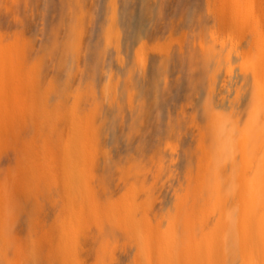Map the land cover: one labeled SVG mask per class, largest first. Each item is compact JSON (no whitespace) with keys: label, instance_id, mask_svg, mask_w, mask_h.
Returning a JSON list of instances; mask_svg holds the SVG:
<instances>
[{"label":"bare ground","instance_id":"obj_1","mask_svg":"<svg viewBox=\"0 0 264 264\" xmlns=\"http://www.w3.org/2000/svg\"><path fill=\"white\" fill-rule=\"evenodd\" d=\"M131 241L264 264V0H0V264Z\"/></svg>","mask_w":264,"mask_h":264},{"label":"rangeland","instance_id":"obj_2","mask_svg":"<svg viewBox=\"0 0 264 264\" xmlns=\"http://www.w3.org/2000/svg\"><path fill=\"white\" fill-rule=\"evenodd\" d=\"M246 34H247V36H248V34L250 35V36H252V32L250 33H247L246 32ZM235 62H236V59H235ZM238 62V63H237ZM237 62L235 63V69L233 70V73H232V75H233V82H232V84H231V87L228 89V95L229 96H227V103H229V104H237L240 100H241V98H242V96H243V86H242V83H241V81H240V79H241V77H240V75H239V72H238V68L240 67V64H239V61L237 60ZM168 177V176H167ZM165 178L164 179V181L168 184V185H170L171 186V192H169V194L167 195V199L169 200V201H171V200H173V199H171V197L172 198H174L175 197V190H176V194H177V191L179 192L180 190H181V188L179 187L180 185H181V183L180 182H182V181H178V178H177V175L175 174V175H171V177L169 176L168 178ZM171 179V180H170ZM172 179L174 180V181H172ZM171 181H172V183H171ZM182 187V186H181ZM175 189V190H174ZM178 189V190H177ZM173 191V192H172ZM172 193L174 194L173 196H172ZM170 205V204H169ZM173 206H171L170 205V208H172ZM61 225V224H60ZM31 238H33V236L31 237ZM30 238V239H31ZM28 242H30V241H27V240H24V243H23V249H22V251H21V255H20V257L22 258V260L23 261H25V262H28L29 261V258H30V254H31V252H30V250H29V246H28ZM46 242V241H45ZM119 244H120V242H118ZM130 243V242H129ZM118 244V245H119ZM131 244V246H132V249L131 248H128L129 246L128 245H130ZM130 244H127V246L128 247H124V248H126L127 250H125L122 246L124 245H122V243H121V245H119V247H116L115 245H117V244H113L112 246H114V250H112V246H111V250H112V252H113V255H114V257H113V255L111 254V257L109 258V263L107 262V264H117L118 262V264H120V262H121V264H128L127 262H129V260H130V258L132 257V254H133V252H134V250H135V242L134 241H131V243ZM126 245V244H125ZM48 246H49V243L47 244V242H46V247L48 248ZM130 246V247H131ZM124 249V250H123ZM130 249V250H129ZM119 252H118V251ZM117 252V256H116V254L115 253ZM129 252H131V254L129 253ZM60 252L58 251V253L56 254V257L55 258H57V260H59L60 261V264H63L64 263V257L61 255V254H59ZM119 255V256H118ZM127 255H128V257H127ZM61 256V257H60ZM63 257V258H62ZM113 257V258H112ZM119 257V258H118ZM128 258V259H126V258ZM118 258V259H117ZM125 258V259H124ZM111 259V260H110ZM114 259H116V260H114ZM121 259H123V260H121ZM113 260V261H112ZM118 260H120V261H118ZM62 261H63V263H62ZM236 264H238V263H236Z\"/></svg>","mask_w":264,"mask_h":264}]
</instances>
